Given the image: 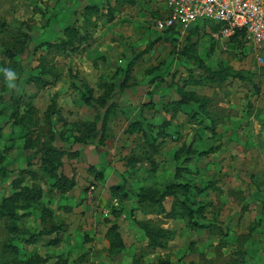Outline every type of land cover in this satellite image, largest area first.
Segmentation results:
<instances>
[{
  "label": "rangeland",
  "instance_id": "rangeland-1",
  "mask_svg": "<svg viewBox=\"0 0 264 264\" xmlns=\"http://www.w3.org/2000/svg\"><path fill=\"white\" fill-rule=\"evenodd\" d=\"M166 3L0 0V22L8 25V32L0 34V69L17 73V87L12 89L0 71V206L22 170H38L40 142L54 135L55 146L79 152L76 158L66 156L60 169L77 183L66 195L54 191L52 180L41 171L35 182L27 177V184L43 188L44 198L33 209L19 211L17 218L0 215V263L25 262L38 255L46 264H264V48L247 42L241 48L212 22L160 32L154 22L166 13ZM88 5L99 6L100 12L85 26L83 11ZM110 6L113 14L107 13ZM24 22L32 41L22 50L14 36ZM73 23L88 28L94 37L91 45L54 59L62 76L56 86L42 89L29 83L39 57L46 53L40 44L64 38L63 30ZM7 48L15 59L6 57ZM132 61L130 86L121 90L123 72ZM227 69L243 72L250 81L230 78L220 86L184 87L190 78ZM85 84L95 97L103 94L105 85L118 86L108 103H116L118 111L104 144L99 141L105 110L82 103ZM180 89L208 98L211 118L196 105L192 110L199 113L193 118L166 111L163 107L179 99ZM148 104L152 108H146ZM16 110L26 128L14 123ZM166 121L169 135L157 139L155 155L141 131L129 132L138 122L147 134H157ZM96 132L99 137L93 139ZM26 133L29 137L22 138ZM82 136L90 144H76L74 139ZM183 148L215 152L191 159ZM177 170H182L180 177ZM96 171L103 179L96 178ZM173 181L202 187L216 183L221 192L209 189L192 199L205 206L204 218L197 221L217 229H192L187 220L147 214L151 210L139 202L138 194L150 188L163 191ZM121 186L126 198L113 190ZM173 200L165 202L168 211ZM43 207L52 212L50 217L43 216ZM140 222L170 232L160 239L163 247L145 239ZM8 226L18 227V233H10ZM115 226L122 236L117 249L106 236ZM30 235L36 244L26 243ZM9 245L22 254L5 253Z\"/></svg>",
  "mask_w": 264,
  "mask_h": 264
},
{
  "label": "trees",
  "instance_id": "trees-1",
  "mask_svg": "<svg viewBox=\"0 0 264 264\" xmlns=\"http://www.w3.org/2000/svg\"><path fill=\"white\" fill-rule=\"evenodd\" d=\"M120 2L121 0H117ZM131 1L134 0H124ZM107 13L113 14L114 9L110 6L107 9ZM100 12V7L97 5H88L85 7L83 11V17L85 20V26L92 25L91 18L93 15H96ZM27 26L26 22L22 23L18 30L15 32V40L21 46L22 50L26 48V46L32 41V36L25 32L23 29ZM79 27L77 24H68L67 27L63 30L65 37L60 38L58 40L53 41H45L42 42L39 48H46V53L39 57V64L36 67V73L33 74L28 82L34 83L35 85H39L40 88L44 89L47 87H54L61 80V74L57 72V69L53 65V61L57 56L66 53H75L79 51L81 46L83 45H91L90 41L94 40L92 33L86 27ZM29 28V26H27ZM219 27V26H218ZM216 30V29H215ZM8 32V25L6 22H0V34H4ZM231 42H236L239 47H244V43L246 42L244 39V34L238 32L235 36L230 38ZM5 55L8 59H15L14 52L11 48H7L5 51ZM135 65V61L129 63L128 68L123 72L124 82L119 86L121 90L127 89L130 86V81L132 80V69ZM234 78L243 82L250 81V79L243 74V72H235L233 70L224 71H208V75L196 79L190 78L185 82L184 87L187 86H207L210 84H217L218 86L223 85L227 79ZM2 79V78H0ZM85 92L82 93L81 101L83 104L88 106H93L97 104L101 110H105L101 119V135H100V143L104 144L107 138V132L109 130V124L117 115L118 106L116 103L108 104L113 100V93L115 89L118 88L116 84L105 85L104 92L101 96L95 97L94 90L89 87L88 84H85ZM186 89V88H185ZM185 89H180L179 99L173 100L169 102L163 108L166 111H171L174 115L178 113H183L188 115L190 118L196 117L199 112L202 113L207 118H211V113L208 111L209 99L199 96L193 91H186ZM196 105V110L193 112L192 108ZM55 107V103H53L49 107V112ZM146 108H152V105H145ZM189 109V111H188ZM15 124H18L20 127H25L24 122L26 120H22L18 116V110L14 112ZM192 115V116H191ZM212 125H215V120H211ZM170 126L169 122H164L161 126L157 134H147L143 131L141 124L138 122H134L131 124L129 128L130 133L134 132H142L144 135V139L146 140L147 146L151 151V154L155 155L158 153L157 148V139L160 137L166 138L168 137V133L166 132L167 128ZM87 129V128H86ZM80 131V130H79ZM211 131H214V128H211ZM91 136V134H90ZM89 136V137H90ZM26 139L29 137V133H26ZM99 137V132L94 133L93 139ZM31 142V140H29ZM55 137L52 135V138L48 141L40 142V158L37 162L39 165L38 170H22L19 174V177L15 178L11 182L12 192L9 196L5 197L1 201L0 206V215L7 216L9 218H17L19 211H29L33 209L39 202L44 198V190L37 183L33 185H29L26 183L27 177H30L32 181H36L39 179V172L41 171L46 179L52 180L51 187L54 191L59 193L60 195H66L70 191H72L76 186V180L74 177H69L60 173V169L63 166L64 158L66 156L70 158H76L79 156L78 151H67L66 149L59 148L54 145ZM76 144L88 145L90 144L88 138L85 136L76 137L74 139ZM93 143V142H92ZM183 153L190 155L191 159L204 157L210 153H214L215 149H210L205 152H198L196 150H187L182 149ZM151 159V158H150ZM5 170V169H4ZM4 170H2L4 172ZM182 170H177V176L180 177L182 175ZM96 178L103 179V173L96 171ZM209 189L213 191H222L220 188L216 187V183H209L208 185L202 187L200 185L192 184L190 182H170L163 191L156 189H148L143 190L138 194L139 202L144 206L150 209L151 211L147 214H157L162 215L167 219H175V220H187L192 229L197 230H215L218 227L212 224H203L197 221L198 218H204V205L198 206L195 203V200L192 199V196H201L208 192ZM113 190H117L116 192L122 195L124 198L127 197V193L124 191V187H116ZM168 198H173V204L170 211H168L165 207V202ZM198 206V207H197ZM42 214L44 217H50L52 212L47 210L45 207L42 209ZM262 220V219H261ZM259 220V223H263ZM144 230V237L149 241L150 244L156 247H163V244L160 242V239L166 238L170 232L163 228H153L148 222H140L139 223ZM19 230L16 226H8V231L12 234L18 233ZM58 230V229H56ZM60 230V229H59ZM118 227H112L108 230L106 234L108 240L112 244V247L117 249L121 247L122 236L117 232ZM36 237L30 235L26 243L28 245L36 244ZM59 242V239L55 240V244ZM5 253L12 254L13 257L20 256L22 251L14 247L12 245L5 247ZM23 261V260H22ZM25 262H5L0 264H46L45 260L41 259L38 255L28 256ZM161 264H169L168 262H161Z\"/></svg>",
  "mask_w": 264,
  "mask_h": 264
},
{
  "label": "built area",
  "instance_id": "built-area-1",
  "mask_svg": "<svg viewBox=\"0 0 264 264\" xmlns=\"http://www.w3.org/2000/svg\"><path fill=\"white\" fill-rule=\"evenodd\" d=\"M165 11L154 22L160 32L212 22L226 37L240 32L247 43L264 48V0H167Z\"/></svg>",
  "mask_w": 264,
  "mask_h": 264
},
{
  "label": "clouds",
  "instance_id": "clouds-1",
  "mask_svg": "<svg viewBox=\"0 0 264 264\" xmlns=\"http://www.w3.org/2000/svg\"><path fill=\"white\" fill-rule=\"evenodd\" d=\"M0 71H2L5 75L7 86L9 88L15 89L17 87L15 83L17 79V73L9 68H3V69H0Z\"/></svg>",
  "mask_w": 264,
  "mask_h": 264
}]
</instances>
